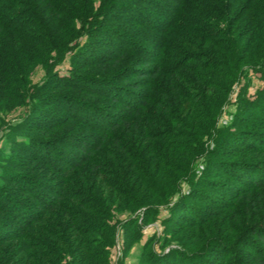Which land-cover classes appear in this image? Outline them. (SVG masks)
Listing matches in <instances>:
<instances>
[{
  "label": "trees",
  "instance_id": "16d2710c",
  "mask_svg": "<svg viewBox=\"0 0 264 264\" xmlns=\"http://www.w3.org/2000/svg\"><path fill=\"white\" fill-rule=\"evenodd\" d=\"M249 71L264 0H0V118L29 108L0 149V263L110 264L113 212L152 214L186 178L189 248L148 264H264V86L217 127Z\"/></svg>",
  "mask_w": 264,
  "mask_h": 264
},
{
  "label": "rangeland",
  "instance_id": "374dc122",
  "mask_svg": "<svg viewBox=\"0 0 264 264\" xmlns=\"http://www.w3.org/2000/svg\"><path fill=\"white\" fill-rule=\"evenodd\" d=\"M80 41L83 43L85 39L82 38ZM97 48L98 50L104 48L110 50L112 47L99 44ZM105 53L104 50L99 52L100 55H106ZM70 62L71 53H68L63 61L56 66V71L62 76L67 75L70 69ZM261 76V71H249L248 78L245 76L232 86L227 100L222 107V112L217 119L218 128L231 125L238 113L239 99L242 92H245V96L250 99L256 98L258 90L262 89L264 86V78ZM31 78L34 85H41L47 78L45 69L41 65L37 66ZM28 109L27 104L18 105L12 110H9L7 114H2L0 118V149L7 148L8 150L9 142L7 141L6 134L11 131L12 126L19 124V122L24 119ZM214 145V140L210 138L206 144L207 149H213ZM199 159L200 160H198L194 166V172L198 173V175L201 174L205 164L204 158ZM190 192V184L187 183L186 178H183L180 182V191H176L174 195L169 198L170 200L165 202L158 199L157 196H152V198L149 199L150 202H153L152 205L155 208V212L152 214H150V212L146 213L147 206L136 208L135 210L128 209L120 212H113V219L110 220V223L115 225L114 240L112 239L111 246L105 247V249L110 251V264H148L150 260L149 255L153 252L164 255L171 251L176 252V250L180 251L186 249L183 245L188 247V241H190L188 237H186V234L193 233L196 227L190 226L185 229V227L182 228L180 226L182 229L178 228L179 224L177 223V219H174L173 214L177 208L179 199ZM203 206H207L209 209L211 208L207 204H203ZM182 210L181 206L178 212ZM191 217L194 218L195 215ZM170 220H172V222H170ZM176 228H178L177 233ZM5 231L10 232L11 230L5 229ZM4 244V247L9 245V243ZM193 244L194 243L191 244V247ZM261 247L264 250V247ZM247 252V256H254L248 249ZM0 257H2V262L4 255ZM64 263L74 264V262L72 263L70 261V257L64 260ZM211 263L215 264L213 260H211Z\"/></svg>",
  "mask_w": 264,
  "mask_h": 264
}]
</instances>
